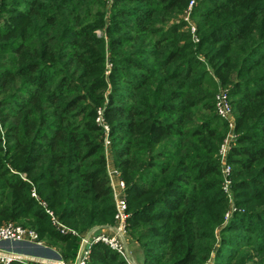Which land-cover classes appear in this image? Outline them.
<instances>
[{
    "label": "trees",
    "instance_id": "16d2710c",
    "mask_svg": "<svg viewBox=\"0 0 264 264\" xmlns=\"http://www.w3.org/2000/svg\"><path fill=\"white\" fill-rule=\"evenodd\" d=\"M188 2L0 0V225L72 263L113 221L108 140L140 264H264V0H196L198 42L174 22ZM85 264L125 263L96 243Z\"/></svg>",
    "mask_w": 264,
    "mask_h": 264
},
{
    "label": "built area",
    "instance_id": "2783aa9c",
    "mask_svg": "<svg viewBox=\"0 0 264 264\" xmlns=\"http://www.w3.org/2000/svg\"><path fill=\"white\" fill-rule=\"evenodd\" d=\"M195 4L196 0H189L188 2V8L183 17V21L187 24L189 23L191 10L195 6ZM186 28L190 30V36L192 41L198 42L195 27L189 24L188 26L186 25ZM214 104L217 116L223 119L227 123L228 127L232 128L233 123L230 121L232 109L227 92L222 91L218 93L214 98ZM96 121H101L99 118V113L98 117L96 118ZM104 130H107L106 127H104ZM227 141L228 140L226 139L225 143ZM109 146L110 145L108 140H105L104 149L108 148ZM229 149L230 146L224 144L219 150L222 175V190L226 195L230 190L231 186V168L225 162V157ZM113 174L117 178L115 182H113L112 176L108 175L109 186L111 189L114 206L113 221L110 226L111 231L109 233H103L96 228H92L89 231H86L85 236H80L81 239L79 242L77 254L75 256L74 261L70 264H85L88 260L91 246L96 243L104 245L109 250L117 254L125 264H137L127 249V238L129 236L127 232L128 212L124 193L125 185L124 182L121 180L118 171L115 168L113 170ZM31 195L38 201V198L33 192ZM40 205L45 209L44 204L40 203ZM45 211L51 217V222L58 231H60L61 233H66V231H69V233H74L69 229L65 228V226L60 224L57 220H55L51 212L46 209ZM229 216L230 214L229 212H227L225 216L226 219ZM60 228H63L64 231H62ZM97 230H99L98 233ZM10 242L29 243L40 247L43 246V244L38 241L37 234L33 230L26 229L20 225H4L0 228V264H12L14 262H18L21 264H66L63 260H61L60 257H56L55 260H46L40 258H33L25 255H17L11 251L12 249L10 247H8L12 245L10 244Z\"/></svg>",
    "mask_w": 264,
    "mask_h": 264
},
{
    "label": "rangeland",
    "instance_id": "374dc122",
    "mask_svg": "<svg viewBox=\"0 0 264 264\" xmlns=\"http://www.w3.org/2000/svg\"><path fill=\"white\" fill-rule=\"evenodd\" d=\"M109 1L106 3V8L107 9H109ZM187 8H188V4H187V7H186V9L180 14V15H178L176 18H175V21L174 22H179L180 20H182L183 21V17H184V15H185V12H186V10H187ZM194 8V7H193ZM193 8H192V10H191V14H190V18H189V23L187 24L186 22H185V27H184V31L185 32H187V33H189L190 34V30H188L187 28H186V25L188 26L189 24H191V25H193L194 27H195V30L197 29V26H196V24H197V19H195V18H192V12H193ZM108 11V10H107ZM107 19V18H106ZM184 22V21H183ZM97 34L98 35H101V32L100 31H98L97 32ZM211 85L212 86H214L215 88H214V96H216L218 93H220V92H222V91H225V88H223V87H220L219 86V82L215 79L214 80V82H212L211 83ZM213 88V87H212ZM215 98V97H214ZM231 119H230V121L233 123V127L231 128V127H228V131H227V133H226V135H225V137H224V139H223V141H222V143L220 144V147H219V150H220V148H221V146L222 145H228V146H230V145H232L233 144V138H234V131H233V129H234V125H235V113H234V111H233V108L231 107ZM223 120V119H222ZM226 139L228 140L226 143H225V141H226ZM219 157H220V155H219ZM226 157H227V155H226ZM226 157H225V162H226V164H227V160H226ZM228 165V164H227ZM231 168V167H230ZM231 176V175H230ZM32 196V195H31ZM227 206H228V208H227V211L229 212V214L231 213V211L234 209L233 208V193H232V191L231 190H229L228 191V193H227ZM39 203V202H38ZM40 204V203H39ZM7 224H14V225H18L17 223H15V222H5V223H2L1 225H0V228L2 227V226H4V225H7ZM112 224V223H111ZM111 224H107L106 226H111ZM105 226V225H104ZM24 228H26V229H30V228H27V227H24ZM66 228V227H65ZM62 231H64V229L63 228H60ZM66 231V230H65ZM58 232H60V231H58ZM61 233V232H60ZM66 233H69V231L67 232L66 231ZM62 234V233H61ZM71 235H73V236H75L76 234L75 233H70ZM85 234H86V232H82V233H80V236L82 237V236H85ZM129 236V235H128ZM11 244V243H10ZM127 244H128V251L130 252V254H131V256H132V258L134 259V261L137 263V264H140V255L138 254V248H137V246L134 244V243H132L131 242V240H130V238L128 237L127 238ZM14 246V247H13ZM8 247H10L14 252H15V250L14 249H18L20 252H15V253H19V254H21V255H25V256H29V257H33V258H40V259H46V260H55V258L53 257L54 255L53 254H50V251H45V250H43V251H40V250H42L41 249V247L40 246H38L37 248L38 249H35L34 247H31V246H26V245H24V244H12V245H10V246H8ZM27 254V255H26ZM31 254V255H30ZM57 257H60L59 255L57 256ZM257 259L256 258H254V261H256ZM66 264H69V263H66Z\"/></svg>",
    "mask_w": 264,
    "mask_h": 264
},
{
    "label": "crops",
    "instance_id": "0c3cea01",
    "mask_svg": "<svg viewBox=\"0 0 264 264\" xmlns=\"http://www.w3.org/2000/svg\"><path fill=\"white\" fill-rule=\"evenodd\" d=\"M105 158H106L107 175L112 176V180H113V182H115L117 178L113 174L114 164H113V159H112V155L110 152V146L105 149ZM94 228L99 229L103 233H109L111 231L110 226H106V225L105 226H96ZM35 249H38V248H35ZM41 249L42 250H40V251H43V250H45L46 252L50 251V254H53L54 258H56L58 256V253L54 249H51V248L47 247L46 245H43L41 247Z\"/></svg>",
    "mask_w": 264,
    "mask_h": 264
},
{
    "label": "bare ground",
    "instance_id": "6f19581e",
    "mask_svg": "<svg viewBox=\"0 0 264 264\" xmlns=\"http://www.w3.org/2000/svg\"><path fill=\"white\" fill-rule=\"evenodd\" d=\"M11 244H24V245H26V246H31V247H34V248H37L38 246H36V245H33V244H29V243H19V242H10ZM14 247V246H13ZM15 250V252H20L18 249H14ZM13 253H15L13 250H11ZM15 254H17V255H21V254H19V253H15ZM27 255V254H26ZM31 255V254H30Z\"/></svg>",
    "mask_w": 264,
    "mask_h": 264
}]
</instances>
